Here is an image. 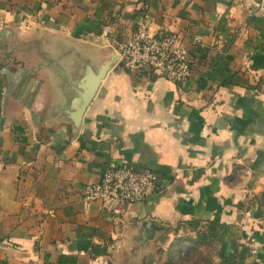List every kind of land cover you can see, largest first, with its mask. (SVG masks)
I'll return each mask as SVG.
<instances>
[{"label": "crops", "instance_id": "1", "mask_svg": "<svg viewBox=\"0 0 264 264\" xmlns=\"http://www.w3.org/2000/svg\"><path fill=\"white\" fill-rule=\"evenodd\" d=\"M26 21L70 40L42 28L16 35ZM140 26L178 32L191 77L116 61L76 134L51 120L60 95L47 68L32 71L41 58L27 42L41 35L45 50L70 45L100 65ZM110 165L150 167L158 190L144 203L83 201ZM144 218L165 230L138 258L130 234ZM60 254L76 264H264V0H0V264Z\"/></svg>", "mask_w": 264, "mask_h": 264}, {"label": "built area", "instance_id": "2", "mask_svg": "<svg viewBox=\"0 0 264 264\" xmlns=\"http://www.w3.org/2000/svg\"><path fill=\"white\" fill-rule=\"evenodd\" d=\"M189 49L176 31L154 33L140 26L128 40L117 45L116 53L117 61L133 72H161L173 81L183 82L193 73ZM157 190L158 176L150 167L110 165L102 169L97 181L83 186L81 199L144 203ZM201 230V225H197L188 231L189 238H196Z\"/></svg>", "mask_w": 264, "mask_h": 264}, {"label": "water", "instance_id": "3", "mask_svg": "<svg viewBox=\"0 0 264 264\" xmlns=\"http://www.w3.org/2000/svg\"><path fill=\"white\" fill-rule=\"evenodd\" d=\"M42 37L40 35L27 42L36 44L37 55L41 58V62L32 71L44 67L51 72L52 82L60 96L52 105L49 118L69 123L72 133L76 134L86 108L94 98L101 81L116 63L118 54H111L107 61L99 65L96 58L70 45L61 49L59 54L47 51L43 48L45 40ZM164 230L165 224L157 219L141 220L138 229L130 234V240L139 244L136 256L141 257L146 251V242H151Z\"/></svg>", "mask_w": 264, "mask_h": 264}, {"label": "rangeland", "instance_id": "4", "mask_svg": "<svg viewBox=\"0 0 264 264\" xmlns=\"http://www.w3.org/2000/svg\"><path fill=\"white\" fill-rule=\"evenodd\" d=\"M17 29L16 31H21V33H16V35H20L23 37L24 35L30 36L36 33V30L42 28V31L45 35L51 36L53 38H58L60 41H69L70 40V34L67 31H60L56 26L52 27V24L44 26H37L33 22H22L19 26H15ZM62 32V33H61ZM59 42H55V45ZM14 49L18 50V46L13 45ZM20 50H18L19 52ZM20 53V52H19ZM17 52H14L13 54H16L17 58L22 56ZM27 66L32 63L33 60H35L34 54H31L30 56L25 57Z\"/></svg>", "mask_w": 264, "mask_h": 264}, {"label": "trees", "instance_id": "5", "mask_svg": "<svg viewBox=\"0 0 264 264\" xmlns=\"http://www.w3.org/2000/svg\"><path fill=\"white\" fill-rule=\"evenodd\" d=\"M46 264H76L75 257L72 255L60 254L55 263L45 262Z\"/></svg>", "mask_w": 264, "mask_h": 264}]
</instances>
